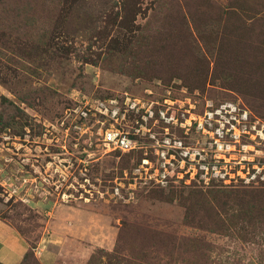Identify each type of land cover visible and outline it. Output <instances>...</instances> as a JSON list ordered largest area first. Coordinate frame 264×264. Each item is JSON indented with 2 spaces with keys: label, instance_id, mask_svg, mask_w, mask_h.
<instances>
[{
  "label": "rangeland",
  "instance_id": "rangeland-1",
  "mask_svg": "<svg viewBox=\"0 0 264 264\" xmlns=\"http://www.w3.org/2000/svg\"><path fill=\"white\" fill-rule=\"evenodd\" d=\"M125 97L179 121L208 102L264 121V0H0V221L29 243L20 264H264V186L230 169L135 181L142 159L157 168L151 143H101L98 103ZM186 131L169 136L210 155Z\"/></svg>",
  "mask_w": 264,
  "mask_h": 264
},
{
  "label": "built area",
  "instance_id": "built-area-1",
  "mask_svg": "<svg viewBox=\"0 0 264 264\" xmlns=\"http://www.w3.org/2000/svg\"><path fill=\"white\" fill-rule=\"evenodd\" d=\"M98 104V112L106 117L108 125L102 129L101 143L120 153L140 150L142 147L138 142L143 144V139L151 143L152 156L149 160L154 161L157 168L154 174L149 173L152 166L144 172V166L149 162L142 159L134 170L135 181L140 173L148 175L141 184L165 186L170 179L173 183L175 176L187 175L192 169L202 181L227 179L229 171L234 170L243 184L264 186V161L255 164L253 157V153H263L256 147L264 146V121L253 117L246 108L236 103L208 102L198 120L191 117L184 121H179L167 111H156L151 105H141L127 97L107 99ZM86 115L87 112H81L82 117ZM171 126L187 130L185 133L191 128L203 133L205 141L202 144L208 147L210 155L190 147L180 137L169 136Z\"/></svg>",
  "mask_w": 264,
  "mask_h": 264
},
{
  "label": "crops",
  "instance_id": "crops-1",
  "mask_svg": "<svg viewBox=\"0 0 264 264\" xmlns=\"http://www.w3.org/2000/svg\"><path fill=\"white\" fill-rule=\"evenodd\" d=\"M55 214L58 219V217L61 218L62 216H64V211H58ZM76 218L78 219V222L76 221V223L74 220H72V222L79 228L76 227L73 229L77 233H80L82 229H84V226L86 227L85 223L89 217L86 215H77ZM51 224V227L53 228V239H59L61 238V236H65L64 233L66 232V230H55L56 223L53 221ZM71 247L72 244H69L67 247H62L58 250V254H66L71 250ZM74 247L78 251L77 254H79L78 246L75 245ZM29 249H31L29 243L16 231L15 228L0 221V264H20L25 254L28 253ZM47 253L48 254H45L47 256V258L45 259L46 264H52V262H54V256L52 255L55 254L52 252L51 254L50 252Z\"/></svg>",
  "mask_w": 264,
  "mask_h": 264
}]
</instances>
